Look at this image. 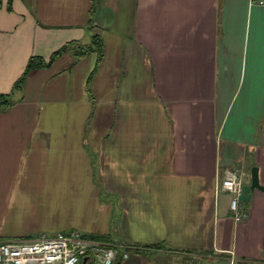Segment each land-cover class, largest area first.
<instances>
[{
	"label": "crops",
	"instance_id": "0c3cea01",
	"mask_svg": "<svg viewBox=\"0 0 264 264\" xmlns=\"http://www.w3.org/2000/svg\"><path fill=\"white\" fill-rule=\"evenodd\" d=\"M94 34L100 61L59 56L0 112V239L79 230L117 264H264V4L2 0L0 94Z\"/></svg>",
	"mask_w": 264,
	"mask_h": 264
},
{
	"label": "built area",
	"instance_id": "2783aa9c",
	"mask_svg": "<svg viewBox=\"0 0 264 264\" xmlns=\"http://www.w3.org/2000/svg\"><path fill=\"white\" fill-rule=\"evenodd\" d=\"M255 1L264 4V0ZM243 185V176L236 172L229 173L222 181V187L230 194V209L236 222L248 217L241 202ZM90 254L100 264H115L120 250L106 241L87 238L78 230L0 241V264H79Z\"/></svg>",
	"mask_w": 264,
	"mask_h": 264
},
{
	"label": "trees",
	"instance_id": "16d2710c",
	"mask_svg": "<svg viewBox=\"0 0 264 264\" xmlns=\"http://www.w3.org/2000/svg\"><path fill=\"white\" fill-rule=\"evenodd\" d=\"M2 0H0V6H1ZM12 8V0H8V9L11 10ZM94 10L92 9V12ZM70 53L73 55L75 58H80L85 55H88L90 53H96L97 58L100 61L104 55V43L103 39L100 35L94 34L90 40V42H83L80 40H74L71 42H68L61 46L58 50L54 51L52 55L50 56L49 60H45L41 56L33 55L29 59V62L27 64L26 70L24 74L19 78L13 87V91L9 94H0V112L9 107L12 103L13 100V93L16 90H19L23 87L26 76L28 75L29 72L49 66L50 64L53 63V61L58 58L61 55ZM85 237L91 238V239H98V240H103V239H108L106 236H98V235H88L84 234ZM157 246H164V244H156ZM117 264V262L115 263Z\"/></svg>",
	"mask_w": 264,
	"mask_h": 264
},
{
	"label": "water",
	"instance_id": "95a60500",
	"mask_svg": "<svg viewBox=\"0 0 264 264\" xmlns=\"http://www.w3.org/2000/svg\"><path fill=\"white\" fill-rule=\"evenodd\" d=\"M252 189L254 188H259V189H264V187L260 183V178H259V169L257 166L253 167L252 169Z\"/></svg>",
	"mask_w": 264,
	"mask_h": 264
},
{
	"label": "rangeland",
	"instance_id": "374dc122",
	"mask_svg": "<svg viewBox=\"0 0 264 264\" xmlns=\"http://www.w3.org/2000/svg\"><path fill=\"white\" fill-rule=\"evenodd\" d=\"M71 231V230H70ZM79 231V230H78ZM57 233H59V232H39V233H36V232H34V233H27V234H19V236H14V237H10V238H26V237H28V236H31V237H38V236H40V235H42V234H47V235H52V236H54V235H56ZM29 238V237H28ZM7 238H4V239H0V241L1 240H6Z\"/></svg>",
	"mask_w": 264,
	"mask_h": 264
}]
</instances>
